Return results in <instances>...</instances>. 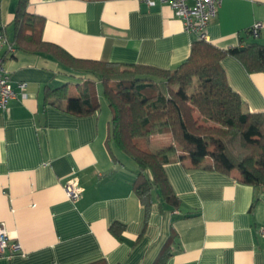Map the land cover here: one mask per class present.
Instances as JSON below:
<instances>
[{
	"label": "crops",
	"instance_id": "1",
	"mask_svg": "<svg viewBox=\"0 0 264 264\" xmlns=\"http://www.w3.org/2000/svg\"><path fill=\"white\" fill-rule=\"evenodd\" d=\"M17 1L0 0V31L14 48H0V58L17 94L0 109V223L22 251L0 264H154L171 235L164 264H264V188L241 183L236 171L190 169L189 156L176 151L164 171L178 203L153 191L146 209L132 190L135 165L110 157L106 102L84 116L48 102L47 87H81L87 77L72 74L50 50L16 49ZM27 10L45 19V42L81 60L173 70L198 38L166 4L29 0ZM254 22L264 25V0H222L206 40L235 47ZM254 40L264 45V29ZM222 67L245 107L264 112V73H246L232 57ZM171 144L169 135H153L149 147ZM74 180L82 190L77 201L65 192ZM114 222L124 225L120 239L108 230Z\"/></svg>",
	"mask_w": 264,
	"mask_h": 264
},
{
	"label": "trees",
	"instance_id": "2",
	"mask_svg": "<svg viewBox=\"0 0 264 264\" xmlns=\"http://www.w3.org/2000/svg\"><path fill=\"white\" fill-rule=\"evenodd\" d=\"M28 3L16 4L14 46L20 51L50 50L72 74L87 77L73 93L72 83L47 87L52 97L48 102L65 112L77 116L97 112L96 84L101 86L111 115L106 139L110 157L116 163L135 165L132 190L146 209L153 191L164 201L178 203L164 171L171 160L168 155L176 151L189 156L190 169L236 171L241 183L264 188V112L245 107L222 67L224 58L232 57L246 73H264V45L250 39L248 30L237 46L228 49L197 38L188 58L173 70L81 60L42 39L45 19L29 13ZM165 134L172 144L150 149V138ZM108 230L120 239L124 225L114 222ZM172 238L154 264L165 263Z\"/></svg>",
	"mask_w": 264,
	"mask_h": 264
},
{
	"label": "built area",
	"instance_id": "3",
	"mask_svg": "<svg viewBox=\"0 0 264 264\" xmlns=\"http://www.w3.org/2000/svg\"><path fill=\"white\" fill-rule=\"evenodd\" d=\"M148 8H153L157 4H166L173 11L174 15L179 18L186 32L197 35L200 39H206L205 29L213 20L217 13L222 0H139ZM264 29L262 22H254L249 28L250 37L258 38ZM6 46L8 53H13L14 49L7 41L4 34L0 33V48ZM17 88L24 98V83L18 84ZM17 96L8 74L3 66V58H0V109L7 110L11 100ZM67 197L72 201H77L82 193L77 182L69 181L65 185ZM264 235V229L260 230ZM21 246L17 241L10 239L4 224L0 223V258L11 259L14 255L21 253Z\"/></svg>",
	"mask_w": 264,
	"mask_h": 264
},
{
	"label": "rangeland",
	"instance_id": "4",
	"mask_svg": "<svg viewBox=\"0 0 264 264\" xmlns=\"http://www.w3.org/2000/svg\"><path fill=\"white\" fill-rule=\"evenodd\" d=\"M88 79H89V78H88ZM78 83H79V82H78ZM75 87H76V83H73V85H71V87H70L72 93H73V91H75ZM96 94H97L98 97H99L98 102H99V104H100V106H101L102 104H104V102H106V100H105L104 97H103V93H102V88H101V86H99V87L96 88ZM100 96H101V98H100ZM106 104H107V103H106ZM106 106H107V105H106Z\"/></svg>",
	"mask_w": 264,
	"mask_h": 264
}]
</instances>
